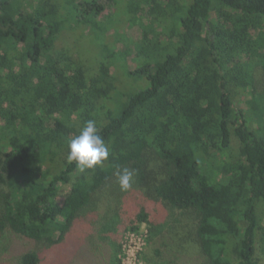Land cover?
I'll list each match as a JSON object with an SVG mask.
<instances>
[{"label":"trees","instance_id":"obj_1","mask_svg":"<svg viewBox=\"0 0 264 264\" xmlns=\"http://www.w3.org/2000/svg\"><path fill=\"white\" fill-rule=\"evenodd\" d=\"M262 94L264 0H0V264H120L144 223L148 264H261Z\"/></svg>","mask_w":264,"mask_h":264},{"label":"clouds","instance_id":"obj_2","mask_svg":"<svg viewBox=\"0 0 264 264\" xmlns=\"http://www.w3.org/2000/svg\"><path fill=\"white\" fill-rule=\"evenodd\" d=\"M67 147L68 162H75L81 172L102 165L110 155L109 146L99 134L95 120L86 121L79 133L68 140ZM117 178L121 191H128L133 186L135 170L125 167L117 173Z\"/></svg>","mask_w":264,"mask_h":264},{"label":"rangeland","instance_id":"obj_3","mask_svg":"<svg viewBox=\"0 0 264 264\" xmlns=\"http://www.w3.org/2000/svg\"><path fill=\"white\" fill-rule=\"evenodd\" d=\"M121 5L124 8L128 9L127 2L123 1V3H121ZM71 13H72L71 11L68 12V14L65 16V18L69 19L72 16ZM101 19H102L101 16L97 17L96 18V22H94V25H96V23H101ZM91 26H84L83 28L81 27L78 31H81V33L84 32V31L86 32V31L90 30ZM125 34H127V36L130 37V38L136 39V38L140 37V29L136 25L135 26H128L127 25L125 27ZM75 37H77V35L73 31L67 32L64 35V40L67 41V42H69V41H72ZM123 48L124 47H123V45L121 43H117L116 46L111 49V51H110L109 54L110 55L118 54L119 52L124 51ZM132 54H133V51H132ZM126 60H128V62H131L132 63V59H131L130 56H128L126 58ZM126 60H123L122 59V62H125ZM261 98L262 99L264 98V95L263 94H262ZM70 190H71V185L70 184L64 185L61 188L60 193H59V196H58V202L60 204H62V205L64 204V202H65V200L67 198V195L69 194ZM150 248L151 247H150V245L148 243V240H147V246H146L145 250L143 251V255H142L144 264H148L147 263V260L145 259V253H147ZM257 257H258L260 263L261 264H264V253L262 252V250L260 249V247H258V250H257Z\"/></svg>","mask_w":264,"mask_h":264},{"label":"built area","instance_id":"obj_4","mask_svg":"<svg viewBox=\"0 0 264 264\" xmlns=\"http://www.w3.org/2000/svg\"><path fill=\"white\" fill-rule=\"evenodd\" d=\"M148 237L149 228L145 223L138 230L127 231L121 240L120 264H144L142 255Z\"/></svg>","mask_w":264,"mask_h":264}]
</instances>
